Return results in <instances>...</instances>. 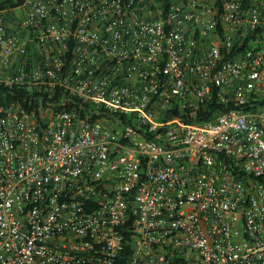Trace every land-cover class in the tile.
Returning <instances> with one entry per match:
<instances>
[{
    "label": "built area",
    "instance_id": "built-area-1",
    "mask_svg": "<svg viewBox=\"0 0 264 264\" xmlns=\"http://www.w3.org/2000/svg\"><path fill=\"white\" fill-rule=\"evenodd\" d=\"M12 2L0 264H264V0Z\"/></svg>",
    "mask_w": 264,
    "mask_h": 264
},
{
    "label": "trees",
    "instance_id": "trees-1",
    "mask_svg": "<svg viewBox=\"0 0 264 264\" xmlns=\"http://www.w3.org/2000/svg\"><path fill=\"white\" fill-rule=\"evenodd\" d=\"M15 1L17 3L21 2V0H15ZM7 5L14 6L16 4L13 3L12 0L1 1L0 2V10L5 8ZM13 92L14 91L5 89L3 86L0 85V107L8 104L14 100ZM229 108H230V106H223V105H219V104L214 103L212 105V107H210L209 111L204 115L203 119L208 120V119L213 117V115L215 114L216 111L221 112V111L227 110ZM199 119H202V118L199 117Z\"/></svg>",
    "mask_w": 264,
    "mask_h": 264
},
{
    "label": "water",
    "instance_id": "water-1",
    "mask_svg": "<svg viewBox=\"0 0 264 264\" xmlns=\"http://www.w3.org/2000/svg\"><path fill=\"white\" fill-rule=\"evenodd\" d=\"M174 113H176V112L174 111Z\"/></svg>",
    "mask_w": 264,
    "mask_h": 264
}]
</instances>
